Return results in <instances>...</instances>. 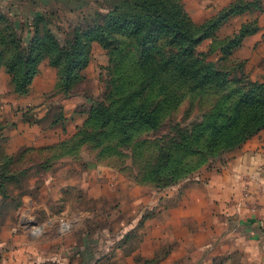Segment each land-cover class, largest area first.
<instances>
[{
	"label": "rangeland",
	"instance_id": "374dc122",
	"mask_svg": "<svg viewBox=\"0 0 264 264\" xmlns=\"http://www.w3.org/2000/svg\"><path fill=\"white\" fill-rule=\"evenodd\" d=\"M69 1L73 14H43L60 48L73 45L77 30L104 26L117 6L123 15L146 14L141 0ZM166 1L165 14L191 20L201 72L245 78L186 92L174 109L163 99L154 55L144 43L159 29L149 21L135 27V37L117 34L114 45L91 40L68 71L62 57L57 64L43 58L25 88L23 72L14 81L0 65V260L4 248L19 250L12 247L30 234L57 255L69 244L72 252L83 245L78 252L88 264H264L260 240L212 261L197 258L203 252L198 237L181 236L172 216L165 229L162 217L169 205L180 210L191 183H208L213 172L221 179L249 140L218 154L197 143L212 138L210 131L198 133L205 121L216 120L212 110L226 113L232 100L264 84V0ZM12 20L28 43L34 27ZM243 196L253 194L245 187ZM77 208L85 218L71 214ZM257 226L264 232V218ZM202 239L208 240L206 232Z\"/></svg>",
	"mask_w": 264,
	"mask_h": 264
},
{
	"label": "trees",
	"instance_id": "16d2710c",
	"mask_svg": "<svg viewBox=\"0 0 264 264\" xmlns=\"http://www.w3.org/2000/svg\"><path fill=\"white\" fill-rule=\"evenodd\" d=\"M141 6L146 11L145 16L130 12L123 15L121 8L115 7L108 15L106 26L97 24L90 31L79 29L73 45L66 44L61 48L46 29L43 15L34 20V34L26 43L14 30L12 18L0 11V65L8 66L14 81L18 80L17 72H23L20 81L22 88H25L38 72V64L43 58L49 56L57 64V58L62 57L59 61L64 63L63 70L68 71L80 59L82 50L88 47L91 40L98 39L102 44L114 45L117 34L135 37V27L142 21H149L159 29L144 43L150 45L151 54L154 55L152 66L161 79L163 99L174 109L186 92L214 90L217 86L245 78L244 73L237 79L221 78L218 72H201L202 67L198 69L195 65V46L191 45L192 36H189L193 25L188 16L179 18L165 14L166 0H141ZM106 32L109 36H104ZM99 33L103 34L100 36ZM212 112L216 120L211 118L205 121L198 130L203 135L210 131L212 137L204 144L201 138L198 139L197 143L205 147L202 151L218 154L226 149L240 147L264 128V84L249 89V92L247 90L238 100H232L228 112L216 115V112H221L219 109ZM221 118H225V121H221Z\"/></svg>",
	"mask_w": 264,
	"mask_h": 264
},
{
	"label": "crops",
	"instance_id": "0c3cea01",
	"mask_svg": "<svg viewBox=\"0 0 264 264\" xmlns=\"http://www.w3.org/2000/svg\"><path fill=\"white\" fill-rule=\"evenodd\" d=\"M69 2V0H0V11L10 15L16 24L32 27L34 20L46 11L73 14L77 9L72 5L70 7ZM223 170L221 179H216L218 173L213 172L212 180L208 183H191L186 191L187 196L182 198L180 210L175 212L172 205H169L164 210L165 214H162V217L166 218L165 229L168 228L167 222L172 216L173 222L181 227V236L198 237L200 242L197 244H200L199 249L203 252L198 250L196 257L204 254L206 256L204 261L207 259L212 261L217 256L235 254L241 244H250L253 240H260L264 245L262 242L264 232L257 226L264 218V131L250 138ZM245 187L252 192L251 198L243 196ZM30 204L29 211H33L34 203ZM252 204L255 209L250 208ZM68 209L66 207L65 210ZM75 210L76 212L71 214L76 218L86 217L80 208ZM205 232L208 236L207 241L202 239ZM15 243L10 245L13 246ZM38 244L39 240L26 234L25 240L12 247V249L20 247L19 250L7 254L4 248V257L0 264H15L18 260L13 256L27 261L28 264H88L78 252L83 245L72 252L69 244L57 255L50 248H39Z\"/></svg>",
	"mask_w": 264,
	"mask_h": 264
}]
</instances>
